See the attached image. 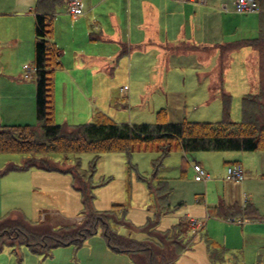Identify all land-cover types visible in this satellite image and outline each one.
<instances>
[{"label": "rangeland", "instance_id": "374dc122", "mask_svg": "<svg viewBox=\"0 0 264 264\" xmlns=\"http://www.w3.org/2000/svg\"><path fill=\"white\" fill-rule=\"evenodd\" d=\"M15 1L0 0V3L10 9ZM34 5L35 0H21L19 6L24 15L4 17L10 18V23L7 19L9 25L3 36L19 32L21 39L16 45L3 44L0 49V72L20 70L22 78L32 85L34 32L33 10L30 8ZM2 20L4 23V19H0V22ZM224 47H221V52L226 54L228 50ZM240 52L231 53L223 84V90L231 95L230 118L233 121L241 120L240 98L244 93L240 91L244 88L246 93H254L258 85L256 70L244 65L245 55ZM256 60L254 64L257 69L258 57ZM227 61L222 60L221 64L226 65ZM179 63L183 66L175 68L171 75L166 76L170 79L169 88L151 92L150 98H146L142 106L139 105L140 99H134L128 106L122 107L124 93L129 95V84L126 83L125 89L121 90L120 86L123 87V84L112 85L113 108L125 112L121 118H129V122L154 123L157 113L164 107L168 121H178L181 118L192 121L208 119L211 122L220 120V93L219 99L215 98L208 105L200 106L199 97L203 88L191 70L195 64L190 58ZM56 69L53 74L54 86ZM143 77L147 81L149 74ZM31 84L28 86L31 87ZM36 123L34 119L32 124ZM227 152H237L234 154L239 157L244 154L243 159H239L242 161L240 165L245 168L242 167L245 177L243 180L229 178L227 166L230 162H227ZM93 155L70 154L67 159L58 156L56 160L61 162L63 159L64 168L76 165L78 171L83 173L81 179L86 185L92 186L91 207L94 210L106 211L115 205H121L125 209V215L117 212L118 218L128 221L132 228L112 222L111 226L119 235L129 236L137 241L146 240L147 235L141 229L148 218L154 216L156 209L161 208L163 213L157 224L160 231H168L182 219L187 221L184 232L187 248L175 264H237V259L242 264H264V246H260L264 245L261 242L264 241V225L261 228L245 227L243 223H239L240 219L232 221L214 215L213 211V214L208 213L209 209L220 204L245 207L250 202L262 216L260 221H264V177L259 169L264 162V151L184 153L174 149L155 169L153 160L159 156V151L155 145L143 144L130 153H101L91 171L89 161ZM25 158L20 153H0V170L10 163L20 166ZM194 162H198L209 173V179L204 181L196 178ZM154 173L158 179H165L168 183L164 199L155 197L148 188V181L154 187L158 183V180L152 179ZM82 200V194L76 190L70 172L33 171V167H29L23 172L10 171L0 177V221L21 216L32 224H38L46 222V215L47 222L53 225L79 223L85 217L82 214L85 212ZM105 246L109 247L99 230L81 246H58L46 256L33 253L27 245L16 246L14 252L10 247H5L0 252V264H134L127 257H119L123 255L109 252ZM213 246L217 249L215 258H212L211 253Z\"/></svg>", "mask_w": 264, "mask_h": 264}, {"label": "crops", "instance_id": "0c3cea01", "mask_svg": "<svg viewBox=\"0 0 264 264\" xmlns=\"http://www.w3.org/2000/svg\"><path fill=\"white\" fill-rule=\"evenodd\" d=\"M82 2L84 11L76 18L68 13L64 0L54 15L50 40L61 51L54 86L57 123H86L94 120L99 113H104L119 123H137L129 122V118H121L125 112L113 108L112 85L123 84V87L120 86L121 90L125 89L126 83L129 84V95L124 93L122 107L128 106L134 99H140L139 105L142 106L144 100L150 98L151 92L169 88L170 79L166 76L171 75L175 68L183 66L179 62H184L185 58H190L195 64L191 70L203 88L199 97L200 106L208 105L224 91V76L232 52L241 51L245 55L244 65L255 69L258 75L254 64L258 53L252 47H239L226 54L221 52V47L257 37L260 8L253 13H239L235 10L234 0ZM20 3L21 0H16L10 9L0 3V19H4V23L3 20L0 22V49L3 44L16 45L21 39L19 32L3 36L10 23V18L4 17L24 15ZM30 10H33L34 32V7ZM222 60H228L227 64H221ZM148 74L149 79L144 81L146 79L143 75ZM33 82L32 85L24 80L20 70L0 72V125L34 122L36 84L34 80ZM240 92L246 94L244 88ZM164 94L166 96L165 91ZM183 120L192 121L187 118L167 121L175 123ZM205 120L204 122H211ZM234 153L237 152H227V162H230L228 165H242L239 159H243L244 154L239 157ZM259 169L264 177V162ZM34 170L41 169L33 167ZM46 219L47 216L44 215V221ZM238 219L245 227L261 228L264 225V221H260L262 219ZM261 242L264 244V241ZM105 249L134 262L128 253L115 252L106 246ZM236 261L237 264H242L239 259Z\"/></svg>", "mask_w": 264, "mask_h": 264}, {"label": "trees", "instance_id": "16d2710c", "mask_svg": "<svg viewBox=\"0 0 264 264\" xmlns=\"http://www.w3.org/2000/svg\"><path fill=\"white\" fill-rule=\"evenodd\" d=\"M259 31L255 38L224 45L228 51L250 46L258 53V86L254 93H246L240 100L241 120L230 118L231 95L221 91L222 116L216 122L188 121L171 123L162 109L154 123H119L104 113L91 121L81 124H61L54 119V70L60 66L61 51L50 38L53 19L63 0H35L33 67L36 84L34 124L0 125V153L25 155L22 165L8 164L0 175L10 171L36 167L44 171H61L72 174L75 188L82 194L85 217L79 223L53 225L49 222L32 224L21 216L0 221V252L10 247L13 252L19 245H27L33 253L48 255L55 247L73 244L81 246L85 240L101 230L107 245L115 252L128 253L135 264H175L186 250L184 232L186 219H182L168 231L157 228L158 218L163 213L157 208L154 216L148 218L142 231L147 235L144 241L119 235L111 226L112 222L132 228L131 224L119 219L117 212L125 215L121 205L106 211L91 207V188L81 179L76 165L62 167L63 159L70 154L92 153L89 169L92 171L101 153H130L143 144L155 145L159 156L153 160L155 169L172 150L184 153L195 151H264V0H259ZM56 154V155H55ZM59 154V155H58ZM62 156V161H57ZM78 165V164H77ZM158 180L156 187L147 182L150 193L165 198L168 186L165 179ZM225 219L260 220L262 216L256 207L248 202L244 206L222 204L208 210L209 214ZM166 213V212H165ZM16 214V213H15ZM213 245L212 243H209ZM212 258L216 257L213 246Z\"/></svg>", "mask_w": 264, "mask_h": 264}, {"label": "built area", "instance_id": "2783aa9c", "mask_svg": "<svg viewBox=\"0 0 264 264\" xmlns=\"http://www.w3.org/2000/svg\"><path fill=\"white\" fill-rule=\"evenodd\" d=\"M187 1V0H178ZM65 5L68 13L77 17L83 13V2L82 0H65ZM235 10L239 13H250L259 10L260 3L259 0H234ZM33 76L35 75V69L33 68ZM193 169L195 176L199 180L206 181L209 179V174L205 169L198 163L194 162ZM227 174L229 178L233 180H243L244 170L240 164L233 163L227 166Z\"/></svg>", "mask_w": 264, "mask_h": 264}]
</instances>
